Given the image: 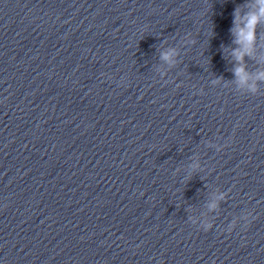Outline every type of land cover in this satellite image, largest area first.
Returning a JSON list of instances; mask_svg holds the SVG:
<instances>
[{"label":"clouds","instance_id":"obj_1","mask_svg":"<svg viewBox=\"0 0 264 264\" xmlns=\"http://www.w3.org/2000/svg\"><path fill=\"white\" fill-rule=\"evenodd\" d=\"M233 28L231 29L234 36V43L238 47L233 51L236 62L240 65L234 69V75L242 83H247L250 74L246 73L244 67V57L252 56L256 46L258 25L264 21V0H256L254 9L241 15L239 8L234 12ZM171 53H163L162 59L168 60ZM258 80H264V72L257 73Z\"/></svg>","mask_w":264,"mask_h":264}]
</instances>
